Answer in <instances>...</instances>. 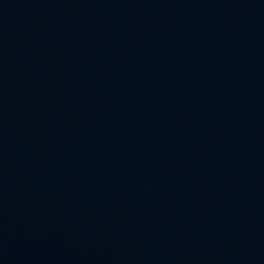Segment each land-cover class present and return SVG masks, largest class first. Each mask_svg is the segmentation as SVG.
<instances>
[{
    "label": "water",
    "instance_id": "water-1",
    "mask_svg": "<svg viewBox=\"0 0 264 264\" xmlns=\"http://www.w3.org/2000/svg\"><path fill=\"white\" fill-rule=\"evenodd\" d=\"M0 264H264V0H0Z\"/></svg>",
    "mask_w": 264,
    "mask_h": 264
}]
</instances>
